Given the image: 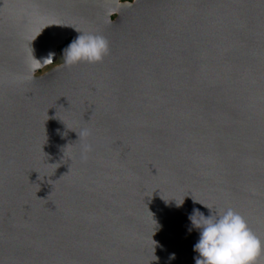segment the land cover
<instances>
[{
    "label": "water",
    "instance_id": "water-1",
    "mask_svg": "<svg viewBox=\"0 0 264 264\" xmlns=\"http://www.w3.org/2000/svg\"><path fill=\"white\" fill-rule=\"evenodd\" d=\"M121 1L0 0V264H195L197 208L264 241V0ZM77 31L102 62L32 74Z\"/></svg>",
    "mask_w": 264,
    "mask_h": 264
},
{
    "label": "clouds",
    "instance_id": "clouds-1",
    "mask_svg": "<svg viewBox=\"0 0 264 264\" xmlns=\"http://www.w3.org/2000/svg\"><path fill=\"white\" fill-rule=\"evenodd\" d=\"M77 32L79 34L63 50L64 65L74 67L102 62L109 54V41L102 35ZM54 57L55 53H50L43 62L35 59L30 68L32 74L45 67V62L51 63ZM176 203L180 207L184 200ZM189 220L188 232L193 229L199 232V240L194 245L198 253L195 264H259L264 257V241L252 231L246 218L232 208L215 215L210 211L207 216L200 209H193ZM176 258L175 253L169 256V260Z\"/></svg>",
    "mask_w": 264,
    "mask_h": 264
},
{
    "label": "rangeland",
    "instance_id": "rangeland-1",
    "mask_svg": "<svg viewBox=\"0 0 264 264\" xmlns=\"http://www.w3.org/2000/svg\"><path fill=\"white\" fill-rule=\"evenodd\" d=\"M125 2H134V0H125ZM116 18V15L112 17L113 20H115ZM63 50H64V46H59L58 48V59L56 62L52 63V64H49L47 65L45 68H43L42 70H40V72L37 74V75H42L44 73H47L49 71H51L52 69H54L55 67H58V66H62L64 65V61H63Z\"/></svg>",
    "mask_w": 264,
    "mask_h": 264
},
{
    "label": "bare ground",
    "instance_id": "bare-ground-1",
    "mask_svg": "<svg viewBox=\"0 0 264 264\" xmlns=\"http://www.w3.org/2000/svg\"><path fill=\"white\" fill-rule=\"evenodd\" d=\"M124 6H125V2L121 1V3H120V5H119L118 9L114 12V14H115L116 16L121 15Z\"/></svg>",
    "mask_w": 264,
    "mask_h": 264
},
{
    "label": "trees",
    "instance_id": "trees-1",
    "mask_svg": "<svg viewBox=\"0 0 264 264\" xmlns=\"http://www.w3.org/2000/svg\"><path fill=\"white\" fill-rule=\"evenodd\" d=\"M73 39L68 40V42L66 43V45L64 46V48L72 41Z\"/></svg>",
    "mask_w": 264,
    "mask_h": 264
},
{
    "label": "flooded vegetation",
    "instance_id": "flooded-vegetation-1",
    "mask_svg": "<svg viewBox=\"0 0 264 264\" xmlns=\"http://www.w3.org/2000/svg\"><path fill=\"white\" fill-rule=\"evenodd\" d=\"M123 2H125V0H123Z\"/></svg>",
    "mask_w": 264,
    "mask_h": 264
}]
</instances>
